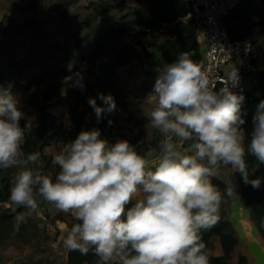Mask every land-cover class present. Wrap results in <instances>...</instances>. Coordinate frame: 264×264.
Masks as SVG:
<instances>
[{
	"label": "clouds",
	"instance_id": "1",
	"mask_svg": "<svg viewBox=\"0 0 264 264\" xmlns=\"http://www.w3.org/2000/svg\"><path fill=\"white\" fill-rule=\"evenodd\" d=\"M240 79L233 66L217 88L203 61L180 51L157 69L148 95L155 104L147 123L162 134L155 148L140 152L128 139L109 141L93 126L62 142L51 157L55 172L32 166L41 163V153L22 147L29 118L22 126L19 95L11 83L0 85V169H15L10 201L32 210L47 201L68 213L56 221L63 245L81 254L91 248L96 264H210L201 229L219 221L225 199L240 198L232 178L223 188L213 182L221 166L230 165L253 188L264 180L250 178L246 161L251 155L264 164V99L246 144V97L242 88L234 90ZM70 86L84 89L82 73ZM87 102L97 123L117 108L112 93L98 92Z\"/></svg>",
	"mask_w": 264,
	"mask_h": 264
},
{
	"label": "rangeland",
	"instance_id": "2",
	"mask_svg": "<svg viewBox=\"0 0 264 264\" xmlns=\"http://www.w3.org/2000/svg\"><path fill=\"white\" fill-rule=\"evenodd\" d=\"M41 1L42 4L37 10H34L23 0H0V85L8 86L11 83L13 91L19 95L22 111L25 113V119H21V121L29 118L27 130L30 131L33 127L34 118L32 117L37 112L35 103L43 102L44 92L53 83H56L58 92L53 105L48 108L50 120L57 124L64 123L66 120L67 111L71 105L69 103L74 100L76 92L82 91L79 87L70 86L71 77L73 79L75 77L65 72L68 69L67 64L71 63L70 58L76 55V41L81 38L84 39V47L81 52L86 56L93 51V54L101 53L102 55L97 61L100 64L112 61L117 47L128 49L129 59L135 61H138L140 57L145 59L147 56L148 58L152 56V62L145 59L148 63L146 67L149 68V71L145 72L146 75L131 78L125 70H121V77L113 80L112 85L108 79L102 80L104 75L101 69L104 67H98L96 63L94 67L90 68L92 69L91 73L85 71L82 74L84 87L89 84L92 85L96 93H112L117 104L116 110L110 116L113 121L111 125L107 123L104 129H101L95 118L90 116V128L99 127L101 135L109 141L116 138L130 139L131 143L137 144V148L142 143H149V137L153 135L155 129L150 124L147 126L148 123L144 118L138 117L140 112L149 108L146 104V96H148L150 86L154 83L157 69L166 64L162 62L164 58L160 53L159 45L164 37L172 32V25L166 27L163 32L158 31V34L148 33L144 36L133 34V36L117 41V43L105 44L103 52L100 50L101 39H99L103 29L101 20L104 21L111 16L109 7L112 4L110 0ZM262 7V13H264V0L259 3V9ZM101 9H103L102 13H100ZM80 25L84 26L79 32ZM133 27L134 22H131L129 28L133 29ZM134 31L135 28L133 33ZM92 36H96V38L93 39ZM138 52L141 53L140 57L137 55ZM26 66L29 68L23 71L22 68ZM131 79L133 82H128ZM122 92L127 94L124 95ZM130 107L133 112L138 113V115L132 113L133 116L138 117L132 116L129 111ZM127 119L130 120V123H127ZM71 132L70 129H67L62 142L74 139L70 136ZM62 142L57 147L48 149L47 152L51 154L45 155L51 159L52 155L63 146ZM39 159L41 163L32 165L33 167L39 166L53 172L58 170V166L52 164L51 161L48 165L42 155ZM235 173L232 168L225 167L220 181L225 184L232 178L238 185L239 183L234 177ZM14 174V168L0 171L1 189L5 187L7 179H10L12 183ZM217 181L213 180L214 183ZM218 185L220 184L218 183ZM240 193H243L241 187ZM231 199L233 201L234 198ZM224 201H230V199ZM18 208L21 210L16 216V220L18 222V218H20L19 224L24 225L25 230L22 237L12 236L0 242V264H68L69 249L62 243L63 238L56 221L69 216L63 212H55L54 205L47 201L41 200L39 207L32 210L23 205H16L12 201L2 202L0 200V214H12ZM227 210L229 211V207ZM226 219L228 220V218ZM68 223L70 225L72 220L68 219ZM244 247L241 249L240 257L247 256L248 264H253V260L246 252L245 245Z\"/></svg>",
	"mask_w": 264,
	"mask_h": 264
},
{
	"label": "trees",
	"instance_id": "3",
	"mask_svg": "<svg viewBox=\"0 0 264 264\" xmlns=\"http://www.w3.org/2000/svg\"><path fill=\"white\" fill-rule=\"evenodd\" d=\"M28 3L31 9L37 10L42 4L41 0H23ZM263 0H245L228 18L227 22L237 21L239 25L229 24L230 33L234 38H241L251 34L257 29V27L264 24V19L250 23L248 26L242 25L244 21H250L252 16L257 12L256 9L252 8L248 11L245 9L251 7L254 3ZM154 11L150 14L149 19H140L135 24L143 26L145 30L135 29L134 34L137 36H144L147 30L160 31L166 24L172 25V32L164 37L160 45V51L163 57L168 63L173 62L177 55L182 50H191L193 53V59L201 61L200 45L197 37V28L191 18H186L192 11L191 2L189 0H155ZM186 18V19H184ZM84 25H80L78 30H82ZM131 32L128 25L115 22L108 25L107 32L104 36V41L110 39L119 38L124 35H130ZM76 55L70 58V62L73 65L71 70H65L66 74L74 76L76 73L92 72L91 67L95 66L96 53H91L89 56L84 55L81 50L84 47V39L78 38L76 41ZM105 42L100 44V50L103 51ZM128 49L119 51L113 58L112 61L108 62L107 65L101 69L104 77L103 81L109 80L110 84H113V79L116 76V69L118 66L125 65L129 61ZM29 66L23 67L24 71ZM243 83L246 87L247 93L250 97L242 105V111L245 112V129L249 133L246 135L245 143H249L251 136L250 131L252 128V116L257 110V105L261 99H264V69H251L243 76ZM58 87L50 86L47 91L43 94V102L41 104L35 103V107L40 114V124L25 132V143L23 149L25 153L31 151H39L43 159L50 164L51 159L43 154V149L46 146L57 145L64 139L63 128L64 124H57L50 120V113L48 108L53 105V102L57 98ZM96 91L87 84L82 91L76 92L75 98L72 101L69 108V116L72 120L74 128L77 132L82 129H90V116L95 113L92 107L87 102L88 96L95 97ZM97 104H100L97 101ZM87 107L86 110H81V107ZM111 113L106 114V119L103 118L98 123L101 129H104L110 118ZM96 118V116H95ZM23 126L25 121L20 122ZM162 134L156 129L153 133V138L149 143H142L138 146V151L144 152L150 147L155 148L157 141L160 139ZM146 144L145 146H142ZM143 148V150H141ZM248 165V171L250 178L264 177V164H259L257 160L251 155L246 156ZM230 166V165H227ZM2 169H0L1 171ZM235 179L239 182L240 187L243 191L245 200L252 211V215L259 226V229L264 240V180H262L260 188H253L250 184H245L238 172L234 174ZM4 188H0V200L2 202L10 201V179L6 180ZM21 208L15 210L14 213L0 214V242L8 239L12 236L22 237L25 230V226L19 224V230H14V225L17 223L16 216L20 212ZM235 229L233 225L227 220H221L211 226L210 228L201 229V239L205 242L206 247L209 251L210 264H229L232 257V252L237 243V237H235ZM218 235L221 239L222 246L224 249V255L212 256L210 254V239L212 236ZM98 257L96 254L89 249L86 254H81L79 250H72L71 255L68 259V264H83L88 262L96 264ZM248 258L241 256L239 264H247Z\"/></svg>",
	"mask_w": 264,
	"mask_h": 264
},
{
	"label": "crops",
	"instance_id": "4",
	"mask_svg": "<svg viewBox=\"0 0 264 264\" xmlns=\"http://www.w3.org/2000/svg\"><path fill=\"white\" fill-rule=\"evenodd\" d=\"M119 1L120 0H110V3L112 4V6L111 7H109L110 9H111V16L108 18V19H106V20H104V21H102L101 20V22L103 23V29H102V36L101 37H99V39H101V43L102 42H105L104 41V36H105V34H106V32H107V28H108V25L109 24H112V23H115V22H120L121 24H126V25H128V28H129V24L131 23V22H134V27H133V29H130L129 28V30H130V32H131V34L130 35H124V36H121V37H119V38H115V39H110V40H107L106 42H105V44L107 45V44H110V43H117V41L119 42L120 40H123V39H126V38H128V37H130V36H133V30H134V28L135 29H138V30H145V28L143 27V26H137L135 23L138 21V20H140V19H149V17H150V14L151 13H153V12H155L154 11V1L155 0H122L121 1V4H119ZM261 1H258V2H256V3H254L251 7H247L246 8V5H245V9H246V11H248V10H250V9H252V8H254V9H256L257 10V12L252 16V18H251V20L250 21H244L243 23H241L242 25H245V26H248L250 23H253V22H255V21H259V20H262V19H264V13H262L263 12V7L262 8H260L259 9V3H260ZM243 4H244V2H243ZM254 6V7H253ZM257 6H258V8H257ZM103 8H106V7H103ZM108 8V7H107ZM108 8V9H109ZM103 12V9H101V11H100V13H102ZM186 18H190V14H189V16L188 17H186ZM185 19V18H184ZM99 23V22H98ZM84 25L86 24V23H83ZM230 24H232V25H239L238 24V22L237 21H230ZM168 26H171V25H169V24H166L160 31L161 32H163V31H165V28L166 27H168ZM100 27H101V25H100ZM104 31V32H103ZM169 31H170V29H169ZM148 33H151V34H153V33H156V34H158V31H155V30H147V33L146 34H148ZM99 34V35H100ZM145 34V35H146ZM97 36V35H96ZM96 36L94 37V36H92V38L93 39H95L96 38ZM247 36H259L260 37V39H261V41H262V46L264 47V24L262 25V26H259V27H257V29L255 30V31H253L251 34H249V35H247ZM197 37H198V42H199V45H200V51H201V53H202V49H203V46H204V42H205V35L201 32H198L197 31ZM103 39V40H102ZM162 43V42H161ZM161 43H160V45H161ZM160 45H159V50H160ZM105 46V45H104ZM76 48V47H75ZM157 48H158V45H157ZM263 49V48H262ZM104 50H105V48L103 49V52H104ZM121 50H124V48H120V47H117V50H116V52H115V54L112 56V60H113V58H114V56L119 52V51H121ZM94 52V51H93ZM93 52H91V53H93ZM90 53V54H91ZM157 53V55H158V51L156 52ZM160 53H161V51H160ZM262 53H263V55H264V49H263V51H262ZM75 54H77V52H75ZM84 54V53H83ZM101 53L100 54H96V58H95V63H96V65L98 66V67H105L106 65H107V63H102V64H100V63H98L97 61L99 60V58L101 57ZM137 55H139V57L141 56V53H137ZM161 55H162V53H161ZM89 56V55H88ZM162 57H163V55H162ZM164 58V57H163ZM145 59L147 60V61H149V62H152V56H150L149 58H148V56L147 57H145ZM145 59H143V57H140L139 59H138V61H135V60H133V59H129V61H128V63H126L125 65H122V66H118L117 67V69H116V76L114 77V81L117 79V77H121L120 76V72H121V70H125L126 71V73L128 74V76L129 77H131V78H133V77H143L144 75H146L145 74V72H148L149 71V68L147 69V67L146 66H148V63L145 61ZM258 61H259V63L257 64V69H264V56L263 57H261V58H258ZM162 62H164V63H168L167 61H166V59L164 58V61H162ZM68 66H67V68L68 69H66V70H71L72 68H73V65H72V63H70V64H67ZM163 65V64H162ZM150 67V66H149ZM99 69V68H98ZM92 70V69H91ZM74 77V76H73ZM151 80H153L152 78H151ZM128 82H133V79H131L130 81H128ZM127 82V83H128ZM56 83H53V85L52 86H57V85H55ZM154 84V83H153ZM153 84L150 86V89H149V93L152 91V86H153ZM91 87H92V85H91ZM93 88V87H92ZM131 93V92H130ZM149 93H148V95H149ZM122 94H127V93H125V92H122ZM146 100H147V103L146 104H148V106H149V108H146V110H144V111H142V112H140V115H139V117L138 116H133V114L132 113H134V114H137L138 115V113H135V112H133V110L131 109V107H130V109H129V111H130V113L132 114V116L133 117H138V118H144L146 121H148V119L150 118L149 117V113H150V111H151V109H152V107L154 106V104H155V97L154 96H146ZM97 101L101 104L102 103V101H100L99 99H97ZM69 104H71V103H69ZM70 108V107H69ZM69 108H68V111H67V115H66V120H64V128H63V133L65 134L66 133V131H67V129H70L72 132H71V137L72 138H75V136L77 135V132H76V130H75V128H74V125H73V123H72V120H71V118H70V116H69ZM87 109V107H85V106H82L81 107V110H86ZM48 111H49V109H48ZM50 112V111H49ZM89 116H92V117H94L95 118V116L94 115H92V114H89ZM102 116H103V118L104 119H106V116H105V114H102ZM34 121H33V127H31V129L30 130H32L33 128H35L36 126H38L39 124H40V114H39V112H38V110H37V112L34 114ZM95 121H96V118H95ZM130 120L129 119H127V123H130L129 122ZM63 122V121H62ZM149 125V123L147 124V126ZM134 126H135V128L136 129H138L136 126L137 125H135L134 124ZM155 129V128H154ZM156 130V129H155ZM154 130V131H155ZM154 133V132H153ZM152 133V134H153ZM128 135V134H127ZM102 137H104V136H102ZM106 138V137H105ZM152 138H153V135H151L150 137H149V139H150V141L152 140ZM128 140H130V139H128ZM130 142H131V140H130ZM147 144V143H146ZM58 145H60V143L59 144H57V145H51V146H46V147H44V149H43V154L45 155V154H51L50 152H47V150L49 149V150H51V148H53V147H57ZM150 148H152V147H150ZM137 150H138V148H137ZM225 167L226 168H231V166H227V165H222L221 166V168H220V172H221V175H223V171L225 170ZM223 176H221L220 177V179H215L214 178V180L215 181H217V182H215L216 184H220L219 186L221 187V188H223L224 187V183H222V181H220L221 180V178H222ZM236 180V179H235ZM220 181V182H219ZM237 181V180H236ZM238 182V181H237ZM239 183V182H238ZM239 190H240V184H238V189H237V191L239 192ZM230 199V201H223L222 202V204H221V208H220V219L221 220H227L226 218H228V220L227 221H229L230 222V214H231V207H232V205L234 204V202H235V198L233 199V201H232V199L231 198H229ZM55 207V206H54ZM229 207V211L227 210V208ZM55 212H57V213H62L60 210H58V209H56L55 208ZM54 213V212H53ZM56 214V213H55ZM66 216H69V214L68 213H66L65 214ZM227 215V217H225ZM63 218H65V216H63ZM231 223V222H230ZM232 224V223H231ZM58 226V225H57ZM59 227V226H58ZM234 227V226H233ZM236 231V230H235ZM237 233V231L235 232V237H237V239L239 238L237 235L238 234H236ZM245 247H244V245L241 243V240L240 239H238L237 240V243H236V245H235V247H234V250H233V252H232V257H231V259H230V263L229 264H239V259H240V252L242 251L241 249H244ZM247 252V251H246ZM248 253V252H247ZM210 254L212 255V256H222V255H224V249H223V246H222V242H221V239H220V237L218 236V235H214V236H212L211 237V239H210ZM249 255V254H248ZM244 256V255H243ZM247 257V256H246ZM249 257H251L250 255H249ZM248 258V257H247ZM251 259L253 260V264H254V259L251 257ZM84 263H86V262H84ZM83 263V264H84ZM88 263V262H87ZM248 264V263H247Z\"/></svg>",
	"mask_w": 264,
	"mask_h": 264
},
{
	"label": "built area",
	"instance_id": "5",
	"mask_svg": "<svg viewBox=\"0 0 264 264\" xmlns=\"http://www.w3.org/2000/svg\"><path fill=\"white\" fill-rule=\"evenodd\" d=\"M197 31L205 35L201 61L214 84L220 83L226 70L235 66L240 74V87L243 89L245 102L250 99L243 83V76L251 69L257 68L258 58L263 57L262 41L258 36L234 38L227 22L230 15L245 0H189ZM263 48V49H262ZM221 86V85H220ZM219 86V87H220Z\"/></svg>",
	"mask_w": 264,
	"mask_h": 264
},
{
	"label": "water",
	"instance_id": "6",
	"mask_svg": "<svg viewBox=\"0 0 264 264\" xmlns=\"http://www.w3.org/2000/svg\"><path fill=\"white\" fill-rule=\"evenodd\" d=\"M219 86L220 83H218L216 87L218 88ZM239 194H240V198L236 199L232 206L233 214L230 217V222L234 226V229L238 231L237 229L240 228V223H239L240 219L244 218L246 220H250L252 234L255 238H258V240L251 241L248 247V252L253 256L254 264H264V240L262 238L261 231L256 221L253 219L252 211L250 210L245 200L244 194L243 193H239ZM241 209H242V215L240 213ZM71 252L72 250L69 249L68 257L71 255Z\"/></svg>",
	"mask_w": 264,
	"mask_h": 264
},
{
	"label": "bare ground",
	"instance_id": "7",
	"mask_svg": "<svg viewBox=\"0 0 264 264\" xmlns=\"http://www.w3.org/2000/svg\"><path fill=\"white\" fill-rule=\"evenodd\" d=\"M222 176V175H221ZM240 193V190H239ZM233 206V205H232ZM240 213L242 215V209L240 210ZM233 214L232 207H231V215ZM242 218V217H241ZM240 228L237 229V234L239 239L241 240L242 244L246 246V251L248 252L249 244L252 240H258V238H255L252 234V228L250 225V220H246L244 218L239 220ZM248 254L253 258V256L248 252Z\"/></svg>",
	"mask_w": 264,
	"mask_h": 264
}]
</instances>
